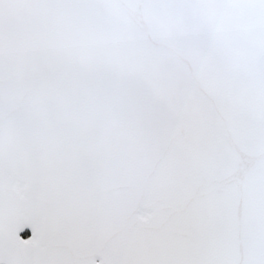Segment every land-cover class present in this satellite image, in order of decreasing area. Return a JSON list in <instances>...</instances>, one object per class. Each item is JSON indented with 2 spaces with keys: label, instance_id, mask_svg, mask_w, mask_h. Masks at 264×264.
Wrapping results in <instances>:
<instances>
[{
  "label": "snow or ice",
  "instance_id": "6c2138e0",
  "mask_svg": "<svg viewBox=\"0 0 264 264\" xmlns=\"http://www.w3.org/2000/svg\"><path fill=\"white\" fill-rule=\"evenodd\" d=\"M0 264H264V0H0Z\"/></svg>",
  "mask_w": 264,
  "mask_h": 264
},
{
  "label": "water",
  "instance_id": "95a60500",
  "mask_svg": "<svg viewBox=\"0 0 264 264\" xmlns=\"http://www.w3.org/2000/svg\"><path fill=\"white\" fill-rule=\"evenodd\" d=\"M26 231H29V235H30V229H25L23 232H21V236L27 238V236H24V234L26 233Z\"/></svg>",
  "mask_w": 264,
  "mask_h": 264
},
{
  "label": "trees",
  "instance_id": "16d2710c",
  "mask_svg": "<svg viewBox=\"0 0 264 264\" xmlns=\"http://www.w3.org/2000/svg\"><path fill=\"white\" fill-rule=\"evenodd\" d=\"M28 234H29V232H28V231H26L25 235H28Z\"/></svg>",
  "mask_w": 264,
  "mask_h": 264
},
{
  "label": "flooded vegetation",
  "instance_id": "af4514ba",
  "mask_svg": "<svg viewBox=\"0 0 264 264\" xmlns=\"http://www.w3.org/2000/svg\"><path fill=\"white\" fill-rule=\"evenodd\" d=\"M28 232H29V231H28ZM28 235H29V234H28ZM28 235H25V234H24V236H28Z\"/></svg>",
  "mask_w": 264,
  "mask_h": 264
}]
</instances>
